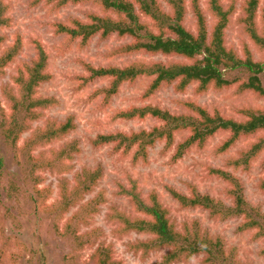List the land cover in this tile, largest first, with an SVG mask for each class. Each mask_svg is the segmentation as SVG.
I'll return each mask as SVG.
<instances>
[{"label": "trees", "instance_id": "obj_1", "mask_svg": "<svg viewBox=\"0 0 264 264\" xmlns=\"http://www.w3.org/2000/svg\"><path fill=\"white\" fill-rule=\"evenodd\" d=\"M86 2L99 4L105 12H110L114 16L91 13L88 14L87 21L73 19L69 23H53L54 32L58 35H67L70 41L80 40L83 46L97 35L102 40L114 34L119 38H130L129 43L118 47L110 54L112 57L146 53L151 56L161 54L168 58H182L168 62L140 61L124 67H93L83 63L89 75L80 78L84 82L109 79L106 88L93 93L94 97L103 95L104 107H107L111 98L119 93L123 84H133L142 77L149 78L150 82L140 97L141 101L149 100L160 88L168 85H174V89L180 93L185 92L189 86L195 85V91L199 94L210 89L224 90L235 86L238 93L251 92L258 98H264V2L260 8L262 0H244L243 17L240 19L246 36L262 53L260 60L255 58L245 42L241 54L227 43L226 31L235 13V3L225 7L222 0H208L207 12L213 18L209 27L200 0H191L190 5L196 21L195 31L189 30L184 24L188 12L187 0H166L168 11L163 8L159 0H31L30 5L36 7L46 3L53 4L59 9ZM9 10L10 5L0 1V48L7 40L1 32L12 24V19L8 16ZM259 10L260 26L257 24ZM143 18L147 21H143ZM22 41L23 38L16 34L15 40L3 49L0 55V76L4 75L5 69L16 61L22 51ZM33 44L36 50L35 58L31 64H21L17 75L13 78L18 85V94L12 95L10 92L7 94L10 114L6 115L0 105V131L5 142L11 148L20 151L24 159L20 165L25 181L32 182L33 194L30 197L34 207L47 214H54L57 222L86 192L93 190L101 178L102 169L99 167L94 170L83 169L77 176L73 190L61 188V201L55 207L46 206L45 201L51 190L49 187L40 188L43 177L39 173L45 170L68 171V162L72 161L81 150L78 142L73 140L59 149L49 150L45 156L33 154L36 147H46L70 134L76 128L73 116L68 117L64 122L48 121L44 127L34 133L33 139L27 141L22 148L18 147L20 137L28 129V121L38 120L41 116L39 110H47L58 105L55 98L38 95V88L50 82L53 76L48 71L49 55L43 44L38 40ZM183 106L187 109V113L174 114L152 104L118 110L113 116L114 120L145 121L152 118L157 124L150 129L129 133L118 131L99 134L90 142L96 148L112 144L115 153L121 154L122 158L135 149L133 162L140 159L145 161L150 148L158 142H165L167 149L174 147L173 161H178L192 147L203 149L209 139L220 132H227L229 135L217 146L216 154L227 153L243 138L264 134V109L242 108L240 113L243 118L237 120L223 115L216 108L208 110L193 102H184ZM184 132L187 136L175 144L176 135ZM263 152L264 136H261L247 149L241 151L238 157L230 159L226 169L209 168L210 177L219 178L229 184L231 206L199 193L194 187L190 195L181 194L171 187H167L168 192L183 209L201 208L209 211L212 218L220 220L241 217L243 222L238 227L239 231L253 230L256 240L264 239V213L259 207L247 201L243 182L235 175L238 170L249 171L252 163ZM262 165L264 166V160ZM6 171L4 162L0 158V180L5 176ZM22 181L25 183L24 180ZM20 187L15 177L8 180L5 189L10 200L19 196ZM258 188L264 192V178L260 180ZM119 194L130 200L133 211L145 215V218L132 220L123 212L115 210V215L112 217L121 223L119 230L115 232L119 236L129 232L150 236L145 240L128 244V250L140 255L142 260H146L154 252L166 250L161 261L156 264L182 262L187 264L200 255L203 256L202 264H239L234 256H230L231 254L226 251L223 239L210 236L198 221L185 223L181 229H177L157 195L151 194L149 199H143L134 179H131L129 188L121 185ZM86 207H91V203ZM86 207L65 224V232L62 234L66 236L69 233L76 250L94 245L93 232L79 234L78 227L72 230L74 223L77 222L78 225L85 221L86 215L91 213ZM94 209L97 210V207L94 206ZM261 253L264 255V250ZM3 257L4 250L0 248V264ZM91 264H123V262L116 257L112 246L100 245L91 255Z\"/></svg>", "mask_w": 264, "mask_h": 264}, {"label": "rangeland", "instance_id": "obj_2", "mask_svg": "<svg viewBox=\"0 0 264 264\" xmlns=\"http://www.w3.org/2000/svg\"><path fill=\"white\" fill-rule=\"evenodd\" d=\"M10 5L8 16L12 19L9 28L1 33L7 40L0 48V55L14 40L16 34L23 38L22 51L16 61L10 64L4 75L0 76V105L5 114H10V101L8 92L18 94V85L13 78L17 75L21 64H31L36 56L33 42H41L49 55L48 71L53 79L42 84L37 92L43 97H53L58 105L47 110H39L41 116L38 120L28 121V129L20 137L18 147L22 148L27 141L34 138V133L44 127L48 121L64 122L68 117L75 118L76 128L61 140L52 142L46 147L38 146L33 154H47L49 150L59 149L66 143L76 140L80 147V153L68 162V171L45 170L39 174L43 177L42 187H49L51 192L45 203L54 207L61 201V188L73 190L77 183V176L83 169H102L101 178L92 191L86 192L82 198L72 206L59 220L55 221L54 214L45 213L34 207L31 201L33 194L32 182L25 181L23 169L20 163L23 158L20 151L11 148L4 140L0 131V158H2L5 176L0 180V248L4 250L2 264H91V255L100 245L112 246L116 257L123 264H156L161 261L166 250L152 253L146 260L140 255H135L128 250V244L138 240H145L150 236L129 232L118 235L121 223L114 220L115 210L123 212L130 219L145 218L143 213L133 211L130 200L121 196V185L125 188L131 186V179L138 184V191L143 199H149L151 194H156L162 205L168 210V215L177 229H181L185 223L198 221L202 229L210 236L221 237L225 249L239 264H264V239H255V231L238 230L242 224L241 217H232L225 220L215 219L209 211L194 208L183 209L179 202L172 198L167 187L174 188L184 195H190L193 187L205 195L222 201L226 206H231L232 198L228 193L229 184L216 177L208 175L209 168L226 169L227 162L239 153L247 149L263 133L241 139L233 148L225 154H216V148L228 137L227 132H220L211 139L203 149L192 147L178 161H173L174 147L167 149L165 142H158L149 149L148 157L133 162L132 151L125 157L115 153L113 145L94 147L91 140L99 134L139 131L150 129L157 121L148 118L140 120H114L113 116L118 110L131 106H143L152 104L174 114L187 113L184 102H193L208 110L218 109L223 115L241 120L243 115L240 110L245 107L252 109H264V98H258L251 92L238 93L236 87L224 90L210 89L203 94L196 93L195 85L189 86L185 92L180 93L174 89V85L163 86L149 100L141 101L140 97L146 90L150 79L142 77L135 83H125L119 93L112 97L107 107L103 106V95L94 97L96 90L106 88L109 79H98L92 82H84L81 77H87L88 72L83 63L93 67L117 66L124 67L134 62H152L182 60V58H168L161 54L149 55L146 53H133L129 55L110 56L118 47L131 41L130 38H119L111 35L102 40L95 36L85 46L80 40L70 41L67 35H58L52 28L53 23H69L73 19L87 21L88 14L94 13L101 16H114L105 12L99 4L86 2L78 5H68L57 9L53 4L42 3L36 7L31 6V0H0ZM163 8L168 11L166 0H159ZM187 0L188 12L184 24L195 31V17ZM262 0L260 8L263 6ZM225 7L235 3V13L232 15L229 27L226 31L227 43L234 47L240 54L245 42L255 55L257 60L261 54L246 36L240 19L243 17L244 0H222ZM208 0H200V6L206 12L209 27L213 18L207 12ZM143 21H147L143 18ZM258 26L261 25V12L257 17ZM85 84V85H84ZM187 133L176 135L175 144L182 141ZM264 152L252 163L249 171H236L244 187L247 201L259 207L264 213V192L258 185L264 178ZM231 170V169H230ZM16 178L21 186L19 196L10 200L6 194V187L10 178ZM24 180L25 183L22 181ZM91 203V207H86ZM97 207V210L94 209ZM89 209L91 213L86 215L85 221L73 224L78 227L79 234L93 232V246H85L76 250L73 241L66 236L65 224L71 218L82 211ZM77 225V226H76ZM236 249V251L234 250ZM203 256L195 257L191 263L202 264ZM186 264V263H176Z\"/></svg>", "mask_w": 264, "mask_h": 264}]
</instances>
